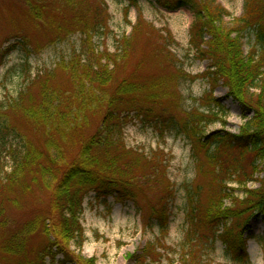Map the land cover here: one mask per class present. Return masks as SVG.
Listing matches in <instances>:
<instances>
[{
  "label": "trees",
  "instance_id": "trees-1",
  "mask_svg": "<svg viewBox=\"0 0 264 264\" xmlns=\"http://www.w3.org/2000/svg\"><path fill=\"white\" fill-rule=\"evenodd\" d=\"M55 1L72 15V33L78 31L87 40L80 53L74 50L53 70L29 76L26 89L0 104V264H96L95 258L80 254L85 240L80 216L89 193L129 201L147 215L148 224L155 221L162 235L167 232L174 191L167 178L166 155L159 148L146 155L125 145L123 128L131 115L161 135L175 131L186 136L198 178L208 179L207 185L187 186L191 231L179 264H205L202 249L216 239L236 263L249 264V224L259 218L264 227V0H244L242 15L229 23L216 0H152L167 11L187 7L192 12L190 49L197 59L210 62L205 76L220 82L242 113L252 114L234 134L207 131L217 118L214 112L181 115L179 106H169L167 89L176 75L154 79L140 74L144 60L135 73L121 75L119 65L126 53H95L91 35L99 22L78 12L84 0ZM126 1L133 7L138 0ZM25 2L33 20L47 8L45 1ZM50 25L60 32V26ZM248 32L254 43L246 56L242 38ZM21 40L25 45L27 40ZM58 73L66 79L64 86L56 82ZM209 100L224 111L218 99L210 95ZM13 116L19 118L17 123ZM4 155L11 161L10 171L2 167ZM251 182L258 187L248 188ZM235 190L243 195H235ZM25 198H44L47 208L5 236L3 231L11 224L8 212L23 210ZM258 242L264 254V234ZM158 244L149 243L140 255L129 258L148 264L147 259L159 256Z\"/></svg>",
  "mask_w": 264,
  "mask_h": 264
},
{
  "label": "rangeland",
  "instance_id": "rangeland-1",
  "mask_svg": "<svg viewBox=\"0 0 264 264\" xmlns=\"http://www.w3.org/2000/svg\"><path fill=\"white\" fill-rule=\"evenodd\" d=\"M37 1L42 4L45 1L47 8L40 12L42 16L39 19L33 20L35 18L29 13L25 0H0V104L9 103L26 89L29 76L33 78L38 72L53 70L74 50L80 53L82 41L87 40L78 31L72 33V15L62 11L55 0ZM91 1L84 0L78 12L84 11L86 19L98 18V30L91 35L95 53H126L123 64L119 65L121 75L135 73V67L142 60L145 62L138 71L140 74L154 79L176 75L178 78H174V84L167 89L172 99L171 102L168 100L169 106H179L178 114L181 115L216 113L217 118L207 128L209 132L224 129L237 133L245 123V117L252 116L250 112L242 113L239 105L227 98V89L220 82L215 84L205 76L210 62L197 59L190 49L189 31L194 17L189 8L167 11L152 0H138L133 7L126 0ZM216 2L228 14L224 18L226 23L242 15L244 0ZM96 13L98 17L93 15ZM52 23L61 27L60 32L52 30ZM22 38L27 40L25 45H21ZM242 39L243 52L247 56L254 36L248 32ZM82 58L85 60L84 56ZM56 82L62 86L67 83L60 73L56 75ZM210 95L212 99L219 100L224 113L209 100ZM11 120L17 123L19 118L13 116ZM96 126L97 121L92 128ZM123 138L128 148L146 155L159 148L166 155L167 178L174 191L167 232L162 235L155 221L148 224L147 215L140 213L131 202H117L113 197L96 198L94 193H89L80 216L85 237L80 254L85 258H95L96 264H135V259L129 258V255L137 257L147 244L159 243L156 247L159 256L146 262L179 264L187 231H191L187 221V186L202 182L207 185L208 179L198 178L191 144L184 135H177L175 131H166L161 135L160 131L131 115L123 128ZM3 157L2 167L10 171L11 161L6 155ZM255 175L261 177V174ZM229 184L237 188L234 183ZM247 187L257 188L258 184L248 183ZM235 195L243 194L235 190ZM151 198L149 195L148 199ZM24 200L23 210L10 209L8 212L11 224L3 231L5 236L47 208L44 198L42 201ZM142 201L145 200H140V204L144 203ZM225 205L230 206V201H226ZM249 225L251 234L246 233L249 236L246 243L249 264H264V254L258 242L264 234V227L259 218L252 219ZM40 241L37 237V242ZM72 250H76L74 245ZM201 254L205 264H240L226 253L225 246L217 239L206 245ZM56 259H61V256Z\"/></svg>",
  "mask_w": 264,
  "mask_h": 264
}]
</instances>
